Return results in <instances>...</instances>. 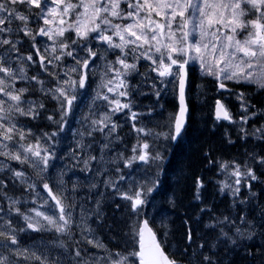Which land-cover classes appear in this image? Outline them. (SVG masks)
Returning <instances> with one entry per match:
<instances>
[{"label": "snow or ice", "instance_id": "1", "mask_svg": "<svg viewBox=\"0 0 264 264\" xmlns=\"http://www.w3.org/2000/svg\"><path fill=\"white\" fill-rule=\"evenodd\" d=\"M197 72L221 97L215 121L238 124L241 139L264 141V124L246 127L264 108L236 90L254 86L264 95V0H0V264H237L236 254L264 264V205L249 218L258 199L252 182L264 184V155L249 153V165L216 161L212 149L204 154L224 177L216 182L219 192L240 212L213 215L197 235L202 214L212 212L201 207L200 215L182 221V247L171 254L168 225L161 220L158 231L145 212L167 175V146L187 132ZM136 76L141 79L133 86ZM136 94L155 99L138 110ZM169 94L174 110L157 119ZM233 96L239 121L226 103ZM78 108L86 127L73 135L102 137L99 156L82 140L71 150L74 166L92 173L95 163L102 178L87 186L85 197L79 181L69 187L55 163L60 133ZM118 113L136 142L114 152V144L123 143L122 125L113 119ZM44 120L55 129L42 130ZM193 183L195 199L204 204V180L196 176ZM93 190L97 198L88 208ZM106 197L115 203L112 224L103 211ZM178 199L173 190L168 202L175 207ZM117 200L126 204L119 221ZM102 227L111 233L108 243L98 235Z\"/></svg>", "mask_w": 264, "mask_h": 264}, {"label": "trees", "instance_id": "2", "mask_svg": "<svg viewBox=\"0 0 264 264\" xmlns=\"http://www.w3.org/2000/svg\"><path fill=\"white\" fill-rule=\"evenodd\" d=\"M199 81L201 82L203 80ZM138 82L139 81L136 77L131 80L133 86H135ZM206 85L208 86L209 84L205 83L204 86ZM142 91L149 92V89L145 87L142 89ZM205 92L206 90L204 89L199 90L197 99H195L196 101L190 100L189 102L191 116L188 122L187 132L183 134L182 139H180L176 144L170 143L167 146L168 151L166 152L167 159L165 163L167 175L162 177L164 183L161 192L156 198L158 202V213H164L169 219L172 229L171 242L174 244L175 250L176 247H182L180 244V236L184 231V228L182 227V221L186 219L187 216L195 217L200 215L199 209L201 207H211L212 212H205L202 214V221L198 226L199 230L197 235L203 231V225L209 223L210 218L213 215H235L232 213L234 210L228 206L226 199L216 198V196L219 195L216 182L220 179H224V177L220 175L219 170L208 171L209 167L212 165L208 164L204 154L208 152L209 149H212L211 156L216 161L236 160L237 162L243 163L245 160H248L249 165L252 164V161L248 158L249 153L264 155V141L252 138V140L257 143V145L256 148L251 151V137L246 140L241 139V135L236 132L237 128L235 127V123H214L211 114V101L208 96H205ZM154 99L155 97L151 95L143 96L136 94L133 97L134 104L138 106V110H143L144 106L151 105ZM200 100H203L202 103H199ZM227 103L231 105L230 102ZM174 106L175 101L173 99L167 100V104L163 105V116L157 117V119L163 120L166 118L168 113L174 110ZM54 107V104H48L50 112L52 109H54ZM260 108L262 107H257V109ZM230 109L232 113L235 114L232 106H230ZM157 110L160 111L158 105ZM233 118L234 120L238 121L236 116ZM263 118L264 116H259L253 120H250L246 127L249 129L251 126L252 129L254 125L258 127L259 125L264 124ZM121 123H123V125L119 132L123 141L126 137H132V135L135 136L131 130V124L130 122H126V118L122 119ZM39 127L44 131H53L55 129V126L51 125L46 120L42 121L39 124ZM60 136L62 140L64 132L60 133ZM226 136L230 137L234 143H228ZM101 139L102 137L100 134L95 137L94 144L92 146L94 150L92 149L91 152L92 155L96 154V149ZM196 176H201L206 184V197L204 198V204L197 202L192 197L195 188L193 181ZM173 190L177 191V195L179 197L175 207H173L168 202ZM258 204L264 205V197L261 198L260 203ZM86 207H88V205H86ZM255 210V216H257L259 209L256 208ZM105 215L107 217V223L112 224L113 220H110V217L112 216L110 215V212H105ZM119 218L120 217H116L117 220ZM119 228L123 229V224H119ZM98 233L104 242H108V239L111 235L108 234L109 232L107 227L98 229ZM49 238L50 237H46V239ZM259 244L260 241L256 240V247H259ZM235 259L237 264H254L252 261L244 260L242 255L237 257L236 254Z\"/></svg>", "mask_w": 264, "mask_h": 264}, {"label": "rangeland", "instance_id": "3", "mask_svg": "<svg viewBox=\"0 0 264 264\" xmlns=\"http://www.w3.org/2000/svg\"><path fill=\"white\" fill-rule=\"evenodd\" d=\"M195 96H196V92L193 93V97L192 96L191 97L194 99ZM170 98H173L171 96V94H169L167 96H163L161 100L163 101V103H165ZM81 107H83V111L84 112L87 111V107H84L83 105ZM81 116H82V113L80 111V108H78L76 110V113H75L74 116H70L71 121L67 125V129H66L67 136L65 137V139L63 140L60 148L57 151V155L60 158L57 159L56 162H55L56 166H57V169H63L65 171V173H66L65 179L69 181V185H68L69 187H71V182L72 181H79V183L83 182V183L90 184V183H93V182H99L102 179V178L96 176L95 163H93V171H92V173L84 171L83 174L85 176L84 177L85 179L80 176V174H81L80 171H76V170H74V172L72 171L71 166L76 165V161L71 156V150L76 147V142L79 141L80 138H81L78 134L74 136L73 133L74 132H81V130L86 127L83 124ZM116 143L113 146V150H114V152H119L118 149L115 150L116 149ZM78 166H83V165L80 164ZM76 176H77L78 180L76 179ZM100 186L102 188H104L103 184H100ZM82 190H83V186H82ZM54 191H55V189H54ZM80 193H81V191H80ZM85 196L86 195H84V194L80 195V197H85ZM94 196H95V194H94ZM95 198H96V196H95ZM157 210H158V205H156V207H153L152 210L148 212V216L151 219L152 218L155 219V225H156L157 228H159V224H160V221L162 220V216L159 215ZM171 248L173 249L174 247H171Z\"/></svg>", "mask_w": 264, "mask_h": 264}, {"label": "flooded vegetation", "instance_id": "4", "mask_svg": "<svg viewBox=\"0 0 264 264\" xmlns=\"http://www.w3.org/2000/svg\"><path fill=\"white\" fill-rule=\"evenodd\" d=\"M258 187V185H256V184H254L253 185V188H252V191L253 192H256L257 194H258V201H260L261 200V198H263L264 197V194H262V192H260V191H256L255 189ZM247 194H242V196H246ZM219 198L221 199V196H219ZM240 255H242V254H237V257H239Z\"/></svg>", "mask_w": 264, "mask_h": 264}, {"label": "bare ground", "instance_id": "5", "mask_svg": "<svg viewBox=\"0 0 264 264\" xmlns=\"http://www.w3.org/2000/svg\"><path fill=\"white\" fill-rule=\"evenodd\" d=\"M173 161V160H172ZM193 166V165H192ZM156 205H158V202H157V200H156ZM158 211V210H157ZM256 211V210H255ZM182 215V214H181ZM172 222V221H171ZM175 224H177V223H175ZM180 234V233H179ZM176 239V238H175ZM175 242V241H174Z\"/></svg>", "mask_w": 264, "mask_h": 264}, {"label": "water", "instance_id": "6", "mask_svg": "<svg viewBox=\"0 0 264 264\" xmlns=\"http://www.w3.org/2000/svg\"><path fill=\"white\" fill-rule=\"evenodd\" d=\"M223 120V119H222ZM223 121H226V120H223Z\"/></svg>", "mask_w": 264, "mask_h": 264}]
</instances>
